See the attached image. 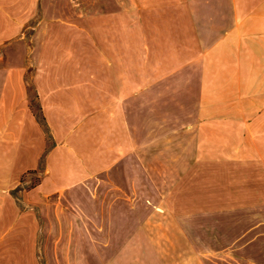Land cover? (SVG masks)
<instances>
[{
    "label": "crops",
    "instance_id": "0c3cea01",
    "mask_svg": "<svg viewBox=\"0 0 264 264\" xmlns=\"http://www.w3.org/2000/svg\"><path fill=\"white\" fill-rule=\"evenodd\" d=\"M22 1L0 0V45L21 31L1 17ZM41 4L37 62L46 30L50 52L33 81L51 141L25 68L0 72V264H104L97 241L148 240L129 230L134 209L166 206L184 182L190 200L173 206L212 225L199 264H264V0H111L93 34L69 26L63 0ZM57 22L78 38L58 41ZM59 44L77 50L51 55ZM29 173L43 178L26 190ZM108 203L128 209L122 229L86 227ZM123 252L110 264H149V244Z\"/></svg>",
    "mask_w": 264,
    "mask_h": 264
},
{
    "label": "rangeland",
    "instance_id": "374dc122",
    "mask_svg": "<svg viewBox=\"0 0 264 264\" xmlns=\"http://www.w3.org/2000/svg\"><path fill=\"white\" fill-rule=\"evenodd\" d=\"M110 1L111 0H63L65 5H62L60 10L65 11L67 18L70 19H67L69 21L68 24H70L69 26H71V24L76 26L79 24H85L87 25L88 29H92L93 34V28L89 27V25L96 23L94 18L95 14L101 11L102 6L106 7V4H110ZM41 2L42 0H23L21 14L19 13L20 10L17 6V15H14L13 10H7V14L1 17V27H8L11 20H14L15 16L16 19L21 23L20 27L22 28L21 31H19V27L17 26V29L13 32V34L12 32H7L6 41L0 45V72L6 70L15 71L16 69L25 68L26 81L30 92L32 109L40 117H44L41 106L36 97V86L34 85L33 81V78L37 72L43 70L41 66L46 62L45 57L47 56L48 51L50 52V47L47 48L45 45V42L50 41V31L46 30L41 36L43 41L40 51L42 50L43 59L40 64L37 62L39 60L36 58L38 52L36 50V45H39L38 43L40 41L39 37H37V39L35 38L36 32L42 26L47 27L49 25L48 27H50V5L47 9V11H49V15L46 17L47 21H45L46 19L43 14ZM54 2L58 5L56 6L58 10L62 0H54ZM79 11L87 13L85 16L86 18H83L84 16L78 17L77 13ZM60 23L62 22L51 24L56 28L54 34L57 36L56 39L58 41H69L72 40L73 36L75 39L78 38V32L75 28H73L75 31H69L62 28L61 26L67 24ZM97 23H101V19H98ZM21 38H23L22 40L24 42L23 47L18 46ZM67 46L68 44H66L65 47L64 45L59 44L57 47L51 49L52 51L50 54L63 57L67 51L77 50L71 49ZM42 169L44 170V168ZM28 177L32 178L30 181H28V183H26ZM42 178L43 176L35 177L30 176L29 174L25 175L23 179V187H25L26 190H31V188L35 187L41 182ZM169 179L170 177H168V189L174 187L173 181L171 179V181H169ZM184 181H187L185 177ZM175 194V191H167V204L172 203V207H168L166 204V206L161 207L151 206L149 211L146 207H136L134 209L136 221L132 227L130 226L129 230L134 231L135 237H142V233H148V235H150L148 240L134 239L126 241L113 240L110 238L103 239L102 241L98 240L97 242L101 243L102 245L101 253L104 258V264H110L112 260H115L117 255L124 253L123 251L126 249L129 243H134L136 248L142 247L143 243H145V247L147 248L149 244V264H199L200 261L196 258L195 251L201 252L206 248L208 242H210L207 239H201V237H205L202 233L206 232L207 228L212 225L207 223L206 216H202L200 210V216H198V213H196L197 215L193 217L191 208L186 206L174 207ZM176 195H180V202H184L185 198L190 200V184H185L184 182L182 186V192H177ZM156 196V200H158V195ZM153 198L152 192V199ZM122 210H124V213H126V210L128 209L113 208L108 203L107 206L98 208L92 213L102 216V223L95 224L94 222L96 219L93 218L92 222L88 223L86 227L89 226L91 227L92 231H101L103 233L121 230V225L119 226L116 221L117 217L121 215ZM142 218L145 220L144 223L141 221ZM192 235H194L196 238L191 239ZM210 244L212 246V243ZM116 247H118V249H116ZM201 258L207 257L202 256Z\"/></svg>",
    "mask_w": 264,
    "mask_h": 264
},
{
    "label": "trees",
    "instance_id": "16d2710c",
    "mask_svg": "<svg viewBox=\"0 0 264 264\" xmlns=\"http://www.w3.org/2000/svg\"><path fill=\"white\" fill-rule=\"evenodd\" d=\"M34 115H35L36 119L38 120V122L42 125V127H44L46 134L49 135V134H48V129L46 128L47 125H46V120H45V118H44V117H40V116H39L37 113H35V112H34ZM48 138H49V137H48ZM32 174H34V173H29V175H32ZM23 183H24V181H22V184H23Z\"/></svg>",
    "mask_w": 264,
    "mask_h": 264
}]
</instances>
